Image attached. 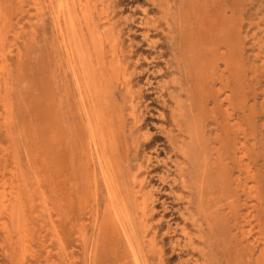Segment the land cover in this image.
Wrapping results in <instances>:
<instances>
[{
  "label": "rangeland",
  "instance_id": "374dc122",
  "mask_svg": "<svg viewBox=\"0 0 264 264\" xmlns=\"http://www.w3.org/2000/svg\"><path fill=\"white\" fill-rule=\"evenodd\" d=\"M48 2L0 0V264H128L119 242L88 227L84 251L69 230L78 211L69 174L77 127H56L52 84L62 52L53 28L57 0ZM187 2L92 0L101 33L115 44L107 41L105 52L119 77L114 100L124 120L116 159L144 236L140 259L264 264V0ZM186 114L202 127L198 144L210 160L220 156L219 172L237 200L235 216L225 198L214 200L222 232L233 241L229 250L209 243L187 182L194 168L185 156ZM11 200L13 208L3 206Z\"/></svg>",
  "mask_w": 264,
  "mask_h": 264
},
{
  "label": "bare ground",
  "instance_id": "6f19581e",
  "mask_svg": "<svg viewBox=\"0 0 264 264\" xmlns=\"http://www.w3.org/2000/svg\"><path fill=\"white\" fill-rule=\"evenodd\" d=\"M47 4L50 6L49 2ZM186 4L188 6L187 0ZM54 6L53 28L60 39L62 52L60 57L55 60L57 61V65L55 64L56 67L52 84L53 98L55 99L53 103L54 112L57 118H55V122L57 124L56 127L66 129L70 133L77 127L74 130L76 133L73 134V141L71 137L69 147L70 152L73 153V168L72 172L69 173L73 180L71 184V190L73 192L72 203H77L76 206H78L77 213L73 211L72 215L69 217L70 233L76 235L77 241L81 243L85 251L86 248H88L86 231L87 228L90 227L93 232H97L99 237L103 235L106 239H113L123 246L125 256L122 260L124 263L143 264L139 255V246L144 244V236L141 235L138 227L137 220L139 219H137V211L134 209L133 199L126 176L121 180L122 173L118 165V163L121 162V157L119 160L116 159V156H118V147L121 140L120 135L123 130L124 120L120 117L114 100V93L119 78L116 74L117 70L112 64H107L106 62L105 44L112 39L105 37L103 33H101L99 20L96 16V5L92 3V0H57ZM40 9L41 7L39 10ZM105 31L109 32L108 29ZM113 40L111 42L112 44H114ZM114 45L112 46L116 47ZM192 45L193 44H191V47ZM112 53L113 55L115 54L114 51ZM199 53L198 57L200 55ZM183 56L185 55L183 54ZM202 61H206V63H203V67L204 65H210L209 60L203 59ZM203 67H201V69ZM114 70H116V72ZM204 84H199L196 88L202 93L203 99L205 98L206 92L204 89L206 84ZM227 98L230 99L229 96ZM72 99L76 100V103H78L76 112H73L72 109L74 105ZM125 104L127 105V102ZM123 112H125V110ZM71 119L74 125L71 124ZM183 119H185V131L190 140V145L187 148L185 156L190 165L194 168L192 177H189L187 182H189V186L195 191L196 207L199 213L206 217L205 220L209 230V243L220 246L222 250H229L233 245V241L222 232L224 221L220 218L218 210L214 206V200L215 198H225L227 206L231 210L233 216L236 215L237 200L234 194H232L227 176L219 172L218 167L220 166H217V161L220 159V156L215 158V162H212L207 151L198 144V138L200 139L199 134H201L200 131L202 127L199 125L198 121L194 120L189 114L184 115ZM79 131H85L86 135L79 133ZM78 144H80V149L77 147ZM76 151L79 152L76 153ZM219 164L221 165V163H218V165ZM133 178L131 179L133 180ZM139 183L140 182H138V184ZM214 186L220 188L218 194H213L212 187ZM151 196H153V194ZM14 201H16V199H14ZM14 201L11 200L8 203L3 202V206L5 205L7 208H13ZM143 205H146V201H143ZM140 208L142 212L145 211V206H141ZM99 242L97 238L95 251L98 249ZM70 254L71 258H73L74 252ZM71 264H75V262L72 260Z\"/></svg>",
  "mask_w": 264,
  "mask_h": 264
}]
</instances>
